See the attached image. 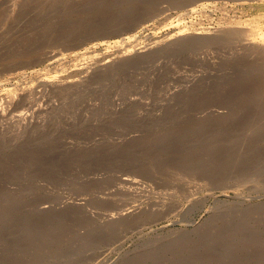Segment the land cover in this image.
<instances>
[{"label": "rangeland", "instance_id": "1", "mask_svg": "<svg viewBox=\"0 0 264 264\" xmlns=\"http://www.w3.org/2000/svg\"><path fill=\"white\" fill-rule=\"evenodd\" d=\"M235 1L0 0V264H264V0Z\"/></svg>", "mask_w": 264, "mask_h": 264}, {"label": "bare ground", "instance_id": "2", "mask_svg": "<svg viewBox=\"0 0 264 264\" xmlns=\"http://www.w3.org/2000/svg\"><path fill=\"white\" fill-rule=\"evenodd\" d=\"M198 1H199V0H198ZM201 1H202V0H201ZM232 1H234V3H236L235 0H232ZM241 1H242V0H241ZM245 1H246V0H244V2H245ZM249 1H250V0H249ZM262 1H263V0H262ZM195 3H196V2H195ZM197 3H198V2H197ZM224 3H225V2H224ZM237 3L239 4V2H237ZM240 3H241V2H240ZM246 3H247V2H246ZM249 3H251V2H249ZM252 3H253V2H252ZM205 4L207 5V3H205ZM193 5H194V4H193ZM199 5H200V4H199ZM225 5H226V4H225ZM203 6H204V5H203ZM201 7H202V6H201ZM190 11H191V10H190ZM258 14H259V13H258ZM255 15H256V14H255ZM252 19H255V17L252 18ZM252 19H251V20H252ZM259 19H260V18H259ZM262 20H264V19H262ZM262 20H261V21H262ZM251 22H253V21H251ZM251 22H249V23H251ZM255 22H257V25H258V21L255 20ZM249 23H248V24H249ZM252 24H253V23H252ZM263 24H264V23H263ZM259 25H260V24H259ZM250 26H251V24H250ZM254 26H255V24H254ZM254 26H252V27H254ZM256 27H257V26H256ZM261 27H263V26H261ZM258 28H259V26H258ZM255 30L257 31V30H259V29H255ZM255 30H253V31H254L255 34H256V31H255ZM263 30H264V28H263ZM263 30H262V31H263ZM186 31H187V30H186ZM260 31H261V30H260ZM224 33H225V32H224ZM229 33H230V32H229ZM257 33H258V31H257ZM179 34H183V33H180V32H179ZM179 34H178V35H179ZM196 34H197V33H196ZM221 34H223V33H221ZM250 34H252V33H250ZM253 34H254V33H253ZM175 35H176V34H175ZM223 35L226 36V34H223ZM228 35H230V34H228ZM176 36H177V35H176ZM254 36L256 37V36H258V34H257V35H254ZM261 36H263V34H262ZM261 36H259V37L261 38ZM105 37H106V36H105ZM132 37H133V35H132ZM135 37H137V36H135ZM135 37H134V38H135ZM227 37H228V36H227ZM263 37H264V36H263ZM95 38H96V37H95ZM101 38H104V37H101ZM101 38H99V39H101ZM172 38H173V37H172ZM257 38H258V37H257ZM96 39H97V38H96ZM136 39H137V38H136ZM170 39H171V38H170ZM255 39H256V38H255ZM261 39L263 40V38H261ZM121 40H122V39H121ZM126 40H127V39H126ZM166 40H167V38H166ZM103 41H104V40H103ZM131 41H132V40H131ZM118 42H119V41H118ZM159 42H160V41H159ZM163 42H165V41H163ZM261 42H262L261 44H264V41H261ZM102 43H103V42H102ZM104 43H109V41H108V42H104ZM104 43H103V44H104ZM160 43H161V42H160ZM256 43H257V41H256ZM98 44H100V43H98ZM118 44H119V43H118ZM129 44H130V43H129ZM129 44H128V45H129ZM154 44H159V43L157 42V43H154ZM124 45H125V44H124ZM124 45H123V47H124ZM136 45H137V44H136ZM259 45H260V44H259ZM97 46H98V45H97ZM116 46H117V45H116ZM118 46H119V45H118ZM120 46H121V48H122V45H120ZM260 46H261V45H260ZM133 47H134V46H133ZM252 47H253V46H252ZM252 47H251V49H252ZM257 47H259V46H257ZM262 47H263V46H262ZM131 48H132V47H131ZM131 48H130V49H131ZM123 49H124V48H123ZM126 49H129V48H126ZM126 49H125V50H126ZM248 49H249V48H248ZM253 49H255V48L253 47ZM259 49H260V48H258V50H259ZM249 50H250V49H249ZM88 52H89V51H88ZM119 52H120V51H119ZM129 52H130V51H129ZM123 53H124V52H123ZM134 53H135V54H138V55H142V54H141L142 52H139V51H134ZM84 54H85V53H84ZM118 54H119V53H118ZM76 55H77V54H76ZM119 55H120V54H119ZM109 56H110V55H109ZM77 57H79V55H77ZM113 57H114V56H113ZM115 59H117V58H115ZM108 62H112V61H108ZM106 63H107V62H106ZM101 65H102V64H101ZM104 66H105V64H104ZM196 78H197V77H196ZM63 81H66V80H63ZM61 82H62V81H61ZM61 82H60V83H61ZM70 82H73V80H71ZM70 82H68V83H70ZM60 83H59V84H60ZM66 83H67V82H66ZM73 83H75V82H73ZM51 84H52V83H51ZM59 84H57V83H53L52 85H54V86L56 87V86H58ZM61 84H62V83H61ZM61 84H60V86L63 85V84H62V85H61ZM63 86H64V85H63ZM26 96H27V95H26ZM9 98H10V97H9ZM18 98H19V97H18ZM20 98H21V97H20ZM13 100H14V99H13ZM21 100L24 101V100H26V98H25V97H22ZM8 101H9V100H8ZM8 103H9L10 106H11L10 109H12L13 101L10 100ZM207 111H208V110H207ZM210 113H211V112H210ZM213 113H214V112H213ZM216 113L219 114V115L222 114V112H216ZM195 114H196V113H195ZM226 114H227V113L225 112L224 115L226 116ZM20 116H22V115H20ZM20 116H19V117H20ZM23 116H24V115H23ZM221 116H222V115H221ZM24 117H25V116H24ZM202 117H203V115H202ZM205 117L209 118L210 115H209V117H208V116H205ZM211 117H212V115H211ZM213 117H214V116H213ZM207 118H206V119H207ZM210 119H211V118H210ZM212 119H213V118H212ZM221 120H222V119H221ZM211 121H212V120H211ZM211 121H210V122H211ZM213 121H214V120H213ZM217 121H218V120H217ZM199 123H200V122H199ZM204 123H205V122H204ZM211 123H212V122H211ZM217 123H220V122H217ZM124 181H125V183H131V184L135 183V181H134V180H131V179H124ZM133 213H134L133 211L131 212V211L128 210V212H126V213L123 214L122 216H124V217H125V216H130V215H132ZM113 219H114V217H113Z\"/></svg>", "mask_w": 264, "mask_h": 264}]
</instances>
